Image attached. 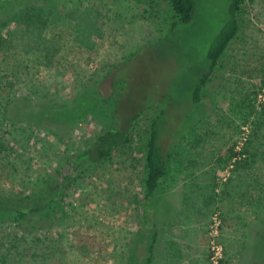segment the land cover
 Segmentation results:
<instances>
[{"label":"rangeland","instance_id":"1","mask_svg":"<svg viewBox=\"0 0 264 264\" xmlns=\"http://www.w3.org/2000/svg\"><path fill=\"white\" fill-rule=\"evenodd\" d=\"M231 3L195 0L191 21L171 31L169 0H16L0 7V24L9 13H52L45 26L35 25L32 38L24 34L26 23L3 30L4 37L18 31L17 59L31 69L29 78L20 76L18 96L33 81L39 93L30 103L53 99L52 110L62 115L82 107L83 89L96 87L106 99L104 114L118 90L121 115L145 110L130 144L69 188L67 218L52 230L63 239L64 254L53 264H145L152 239L150 264H264V247L253 248L264 225V139L248 164L253 122L261 113L264 119V0L244 1L220 67L199 103L190 101ZM10 45L0 64L12 57ZM154 115L168 172L143 226V152ZM60 118L41 129L1 130L10 157L0 155V193L46 187L54 169L107 123L84 111ZM231 147L238 163L224 166ZM14 231L2 217L0 234Z\"/></svg>","mask_w":264,"mask_h":264},{"label":"trees","instance_id":"2","mask_svg":"<svg viewBox=\"0 0 264 264\" xmlns=\"http://www.w3.org/2000/svg\"><path fill=\"white\" fill-rule=\"evenodd\" d=\"M14 1L16 0H0V7H7ZM244 1L232 0L229 7V19L207 51L208 71L201 77L191 93L190 101L192 105L199 103L202 87L220 67L222 56L235 39L240 26L239 15ZM169 8L171 10L169 30L171 31L178 25L191 21L195 11V0H169ZM50 15L52 13L47 9H44L43 13L29 9L25 12L9 13L0 24V52L6 51L9 43L11 44L9 50L13 51L10 60L6 57V60L2 59L3 63L0 64V155L6 159L10 157L8 155L10 154L8 151L9 143L5 137L1 136V130L6 127L12 129L11 131L17 129L20 125L30 130L41 129L42 126L53 124L54 120H62L60 118L62 116H66V121L73 114L82 111L85 114L102 115L107 123L99 134L85 142L83 149L69 156L65 163L54 169L53 173L50 174V178L46 180V187L33 188L30 194L15 191L0 193V217L1 219L3 217L4 221L11 222L15 230L11 233L0 234V264H53L54 260H61L64 254L62 250L63 239L60 235L56 238L52 234V230L60 226V222L67 218L63 202L69 188L75 180L94 171L110 159L112 155L130 144V136L134 131V126L142 117V112L145 111L140 109L129 116L121 115L119 112V99L122 90H118L119 95L106 108L109 111L108 114H104L102 108L106 99L100 95L96 87L83 89L80 96H78L82 107L80 105V108L72 109L62 115L54 113L52 110L54 108L52 105L53 99H49L47 95H44L48 98L44 103H30V98L38 96L39 93L37 84L33 81L27 80L29 88L26 95H17L15 88L22 85L20 76L29 78L31 69L23 67V64L17 59L19 47L16 44L14 45V40L18 41L16 40V32L18 31L10 32L8 37H4L3 30L9 25L19 28L22 23H26L27 28L24 34L28 38H32L35 25L45 26ZM24 34L22 35L25 36ZM117 70L115 69V71ZM118 86L120 88L121 85ZM1 94L5 96L4 100L1 99ZM251 109H253V106H251ZM253 125L251 135L253 139L250 141L252 144L250 148L252 149L248 151L251 160L248 164L257 157L256 144L260 139H264L262 113L261 116L255 118ZM158 129L159 115H154L149 120L143 152V177L141 180V218L143 226L148 223V220H151V203L154 200L157 188L168 172L167 158L158 146ZM236 156L238 154L231 147L228 150L227 157L225 160H221V163L224 166H228V163L232 160L238 163ZM40 233H43V235H40ZM254 240V249L258 245L264 247V225L256 233ZM154 241L152 239L149 246V255L145 264L151 262Z\"/></svg>","mask_w":264,"mask_h":264}]
</instances>
